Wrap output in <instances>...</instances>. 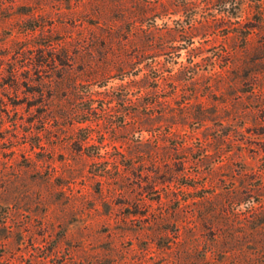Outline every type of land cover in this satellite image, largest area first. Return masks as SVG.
Instances as JSON below:
<instances>
[{
	"label": "rangeland",
	"instance_id": "1",
	"mask_svg": "<svg viewBox=\"0 0 264 264\" xmlns=\"http://www.w3.org/2000/svg\"><path fill=\"white\" fill-rule=\"evenodd\" d=\"M0 264H264V0H0Z\"/></svg>",
	"mask_w": 264,
	"mask_h": 264
}]
</instances>
